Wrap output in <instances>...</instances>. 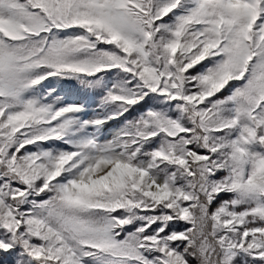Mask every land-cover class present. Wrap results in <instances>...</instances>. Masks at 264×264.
Here are the masks:
<instances>
[{"label":"snow or ice","instance_id":"1","mask_svg":"<svg viewBox=\"0 0 264 264\" xmlns=\"http://www.w3.org/2000/svg\"><path fill=\"white\" fill-rule=\"evenodd\" d=\"M0 264H264V0H0Z\"/></svg>","mask_w":264,"mask_h":264}]
</instances>
